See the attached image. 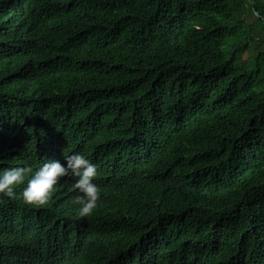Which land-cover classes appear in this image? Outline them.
I'll return each instance as SVG.
<instances>
[{"label":"trees","instance_id":"obj_1","mask_svg":"<svg viewBox=\"0 0 264 264\" xmlns=\"http://www.w3.org/2000/svg\"><path fill=\"white\" fill-rule=\"evenodd\" d=\"M263 48L264 0H0V168L102 164L0 196V264H264Z\"/></svg>","mask_w":264,"mask_h":264},{"label":"clouds","instance_id":"obj_2","mask_svg":"<svg viewBox=\"0 0 264 264\" xmlns=\"http://www.w3.org/2000/svg\"><path fill=\"white\" fill-rule=\"evenodd\" d=\"M102 167L97 158L76 151L59 159H48L33 170L29 165L0 168V196L15 198L16 189L24 185L22 198L27 203L43 205L55 192L56 185H70L73 203L79 216L91 215L102 199V188L96 183ZM26 182V183H25Z\"/></svg>","mask_w":264,"mask_h":264},{"label":"rangeland","instance_id":"obj_3","mask_svg":"<svg viewBox=\"0 0 264 264\" xmlns=\"http://www.w3.org/2000/svg\"><path fill=\"white\" fill-rule=\"evenodd\" d=\"M263 51H264V48H263ZM247 55H248V52L244 54V57H243L244 60L247 58Z\"/></svg>","mask_w":264,"mask_h":264}]
</instances>
